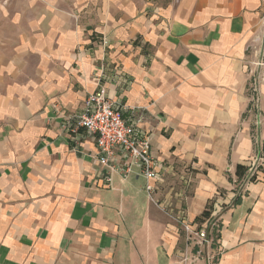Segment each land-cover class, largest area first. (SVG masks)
I'll return each mask as SVG.
<instances>
[{
    "label": "crops",
    "instance_id": "crops-1",
    "mask_svg": "<svg viewBox=\"0 0 264 264\" xmlns=\"http://www.w3.org/2000/svg\"><path fill=\"white\" fill-rule=\"evenodd\" d=\"M37 2L0 48V264H190L163 208L203 224L220 204L214 264H264V163L237 174L264 158V0ZM101 63L151 134L157 204L139 168L106 186L94 137L67 130Z\"/></svg>",
    "mask_w": 264,
    "mask_h": 264
},
{
    "label": "built area",
    "instance_id": "built-area-1",
    "mask_svg": "<svg viewBox=\"0 0 264 264\" xmlns=\"http://www.w3.org/2000/svg\"><path fill=\"white\" fill-rule=\"evenodd\" d=\"M264 26V14H263ZM101 47L109 45L108 39L103 37L100 42ZM256 60L252 66L257 74V79L264 80V27L260 46L254 48ZM109 64L101 63L97 76L98 89L88 97L85 103L84 112L68 121L67 130L78 134L81 131L88 136L94 137L99 151L98 163L103 168V181L110 187L113 175H119L128 179L136 168L140 169V174L146 180L145 191L154 204V195L157 184L163 180L158 173L161 163L152 153L151 134L141 127L143 121L142 113L139 109L130 112V118L125 119L124 114L128 113L127 107L111 100L108 90L104 84L107 81V71H110ZM264 163L261 156L252 159L247 163V181L251 182ZM240 192L244 188H239ZM222 205H216L214 211L203 224L189 222L182 214L174 215L163 208V211L175 220L180 227V231L185 237V251H190V256L184 257V262L194 264L199 261H206L207 264H214L215 257L211 254L213 249L220 251L219 233L221 230L219 213Z\"/></svg>",
    "mask_w": 264,
    "mask_h": 264
},
{
    "label": "rangeland",
    "instance_id": "rangeland-1",
    "mask_svg": "<svg viewBox=\"0 0 264 264\" xmlns=\"http://www.w3.org/2000/svg\"><path fill=\"white\" fill-rule=\"evenodd\" d=\"M37 1L39 0H0V48L14 37L23 19L34 15L36 9H41V2Z\"/></svg>",
    "mask_w": 264,
    "mask_h": 264
},
{
    "label": "trees",
    "instance_id": "trees-1",
    "mask_svg": "<svg viewBox=\"0 0 264 264\" xmlns=\"http://www.w3.org/2000/svg\"><path fill=\"white\" fill-rule=\"evenodd\" d=\"M247 171H248V168L247 167L239 166L238 167V170H237V174H238L239 177H243L247 173ZM209 216H210V212L209 211H206L203 214L202 218L203 219H207Z\"/></svg>",
    "mask_w": 264,
    "mask_h": 264
}]
</instances>
